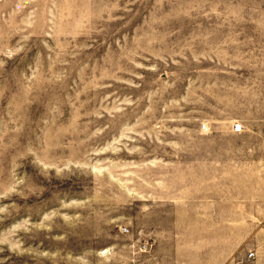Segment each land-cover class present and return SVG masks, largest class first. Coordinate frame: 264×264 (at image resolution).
Instances as JSON below:
<instances>
[{
    "label": "rangeland",
    "instance_id": "obj_1",
    "mask_svg": "<svg viewBox=\"0 0 264 264\" xmlns=\"http://www.w3.org/2000/svg\"><path fill=\"white\" fill-rule=\"evenodd\" d=\"M0 264H264V0H0Z\"/></svg>",
    "mask_w": 264,
    "mask_h": 264
},
{
    "label": "built area",
    "instance_id": "obj_2",
    "mask_svg": "<svg viewBox=\"0 0 264 264\" xmlns=\"http://www.w3.org/2000/svg\"><path fill=\"white\" fill-rule=\"evenodd\" d=\"M251 256H253V254Z\"/></svg>",
    "mask_w": 264,
    "mask_h": 264
}]
</instances>
